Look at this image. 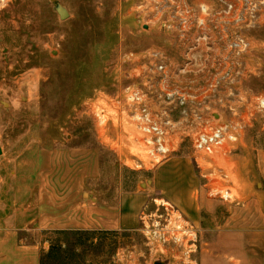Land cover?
Masks as SVG:
<instances>
[{"label": "rangeland", "instance_id": "374dc122", "mask_svg": "<svg viewBox=\"0 0 264 264\" xmlns=\"http://www.w3.org/2000/svg\"><path fill=\"white\" fill-rule=\"evenodd\" d=\"M57 4L68 17L61 18ZM202 5L209 7L207 14ZM223 8L226 0H0V164L35 163L33 174L52 184L43 186L49 197L65 195L59 181L68 180L73 215L80 204L89 214L97 207L104 211L97 229L46 230L37 222L19 234L39 246L40 264H264V110L256 105L264 98V9L241 26L233 24L226 29L228 39L220 40L214 23L208 33L196 16L224 18ZM147 54H164L170 68L183 66L184 85L195 77L207 82L214 57L242 54L231 66L240 70L233 75L237 82L219 92L231 101L213 106L224 120L229 108H247L251 116L241 143L224 160L237 198L209 195L226 181L211 176L209 183L201 176L190 140L163 161L191 159L204 198L197 224L157 186L162 162L132 167L138 153L125 95L132 83L150 91L147 69L159 60ZM97 99L109 113L102 122ZM30 173L24 171L29 178ZM164 184L174 191L189 185L183 170L166 174ZM246 188L252 198L244 196ZM131 192L147 195L140 224L115 229L122 198ZM174 214L195 231L182 233L177 242H151L143 219L168 226Z\"/></svg>", "mask_w": 264, "mask_h": 264}, {"label": "built area", "instance_id": "2783aa9c", "mask_svg": "<svg viewBox=\"0 0 264 264\" xmlns=\"http://www.w3.org/2000/svg\"><path fill=\"white\" fill-rule=\"evenodd\" d=\"M262 3L264 0H226V8H223L224 18L204 20L196 16V19L199 25L207 24L208 33L213 32L211 26L214 23L212 29L220 30L218 35H215V39L226 40L228 39L227 30L233 24L241 26L248 19L247 16H253L258 10L263 13ZM201 11L202 14H207L209 7L202 5ZM222 55L224 56L214 57V62L210 61V67H208L210 75L207 82L201 84V80L195 77L184 85L182 73L186 69L183 66L170 68L164 54H147L150 60L159 61L153 70L147 69L149 73H146V76L150 79V82L147 81L149 92H143L133 83L127 90L125 101L130 107L127 124L135 130L130 133L134 148L138 153L133 168L146 166L147 163L163 162L177 153L184 141L190 140L196 154L195 164L201 176L205 178L212 176L213 179L220 178L226 181L222 187L220 185L211 187L208 190L209 195L219 194L225 200H235L237 197L231 190L234 182L232 179L229 181L228 168L220 165L216 158L226 159L238 147L244 138V127L248 118L250 121L251 116H246L247 108L244 112L240 109L229 108L231 116L224 120L223 113L213 109L216 104L225 107V101H231L225 100L222 97L225 94L220 95L219 92L222 89L232 90L234 82H237L236 74L240 72L236 69L234 71L231 66L237 64V58L242 57V54ZM192 67H197V63L192 62ZM191 69L192 72H199V68L196 71ZM191 69L187 72H191ZM213 96L219 98L215 100ZM242 100L246 102L245 97H241ZM258 100L256 105L264 110V98L260 97ZM102 101L97 99L99 103L97 114L101 122L105 121L106 114H109L107 109L101 105L104 102ZM242 103L243 101L240 104ZM112 111L115 112L117 109H111L110 112ZM175 112L177 116L174 117ZM211 182L209 180V183ZM143 220L151 242L156 240L166 243L170 242V239L177 242L181 239L182 233L195 231L191 225L185 223L187 220L180 214L171 215L168 226L160 227L152 225L145 218ZM171 224L173 227L170 228ZM167 233L173 235L174 238L167 236Z\"/></svg>", "mask_w": 264, "mask_h": 264}, {"label": "crops", "instance_id": "0c3cea01", "mask_svg": "<svg viewBox=\"0 0 264 264\" xmlns=\"http://www.w3.org/2000/svg\"><path fill=\"white\" fill-rule=\"evenodd\" d=\"M35 165V163L26 165L16 163L14 166L8 163L0 164V264H40L39 246L36 243H25L19 238V234L31 229L30 226L37 222L46 230L97 229L103 223L104 211L98 207L89 214L88 209L80 204L75 207L76 213L73 215L72 208L68 205L69 196L66 195L68 180L59 181V187L63 188L65 195L54 197L44 195L43 186L51 187L52 184H45L38 174H33L38 167ZM180 170L184 171L189 183L188 188L183 191L170 190L164 184V176L178 174ZM24 171L31 172V177L25 176ZM156 177L159 182L157 186L166 194L167 201L197 224L202 216L204 198L200 193V182L191 159L177 158L165 161L157 168ZM243 194L247 198L253 197L247 188ZM146 197L144 192L124 195L115 225L111 227L137 229L147 201Z\"/></svg>", "mask_w": 264, "mask_h": 264}, {"label": "water", "instance_id": "95a60500", "mask_svg": "<svg viewBox=\"0 0 264 264\" xmlns=\"http://www.w3.org/2000/svg\"><path fill=\"white\" fill-rule=\"evenodd\" d=\"M57 10H58L61 18H63V19L69 16V13L67 12L66 8H64L60 4H57ZM155 264H165V263H163V262H157Z\"/></svg>", "mask_w": 264, "mask_h": 264}, {"label": "bare ground", "instance_id": "6f19581e", "mask_svg": "<svg viewBox=\"0 0 264 264\" xmlns=\"http://www.w3.org/2000/svg\"><path fill=\"white\" fill-rule=\"evenodd\" d=\"M222 159H223V160H222ZM224 160H225L224 158H219V157L216 158V161H217L220 165H222V166L228 168L229 165H228ZM228 169H229V168H228Z\"/></svg>", "mask_w": 264, "mask_h": 264}]
</instances>
